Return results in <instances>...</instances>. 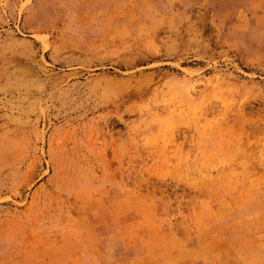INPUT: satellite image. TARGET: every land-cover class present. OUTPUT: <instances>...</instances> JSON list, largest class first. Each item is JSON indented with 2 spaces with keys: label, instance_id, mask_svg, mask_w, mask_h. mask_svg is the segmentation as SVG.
<instances>
[{
  "label": "rangeland",
  "instance_id": "374dc122",
  "mask_svg": "<svg viewBox=\"0 0 264 264\" xmlns=\"http://www.w3.org/2000/svg\"><path fill=\"white\" fill-rule=\"evenodd\" d=\"M0 264H264V0H0Z\"/></svg>",
  "mask_w": 264,
  "mask_h": 264
}]
</instances>
